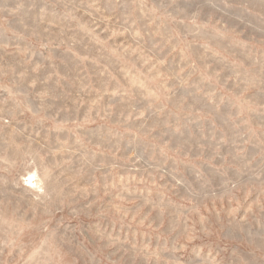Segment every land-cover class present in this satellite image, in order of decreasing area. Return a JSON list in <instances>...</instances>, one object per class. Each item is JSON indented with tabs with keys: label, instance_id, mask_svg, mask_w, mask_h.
<instances>
[{
	"label": "rangeland",
	"instance_id": "374dc122",
	"mask_svg": "<svg viewBox=\"0 0 264 264\" xmlns=\"http://www.w3.org/2000/svg\"><path fill=\"white\" fill-rule=\"evenodd\" d=\"M0 264H264V0H0Z\"/></svg>",
	"mask_w": 264,
	"mask_h": 264
},
{
	"label": "bare ground",
	"instance_id": "6f19581e",
	"mask_svg": "<svg viewBox=\"0 0 264 264\" xmlns=\"http://www.w3.org/2000/svg\"><path fill=\"white\" fill-rule=\"evenodd\" d=\"M33 175V174H32ZM32 175H30L29 177H30V181L32 182V184H33V179H34V176H32ZM36 177V176H35Z\"/></svg>",
	"mask_w": 264,
	"mask_h": 264
}]
</instances>
